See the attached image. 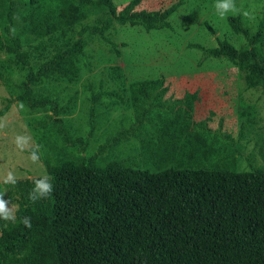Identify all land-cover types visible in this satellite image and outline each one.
<instances>
[{
  "label": "rangeland",
  "instance_id": "374dc122",
  "mask_svg": "<svg viewBox=\"0 0 264 264\" xmlns=\"http://www.w3.org/2000/svg\"><path fill=\"white\" fill-rule=\"evenodd\" d=\"M113 1L120 10L129 0ZM176 2L168 28L145 31L113 20L99 35L89 31L106 18L98 6L83 0H17L13 29L21 50L31 53L34 45H43L33 21L49 11L79 17L71 33L85 46L72 73L55 72L32 86L34 99L55 101V113L49 103L31 108L18 98L26 68L0 49V111L11 100L0 112V121L6 122L0 129V181L8 171L18 179L40 177L46 162L91 155L100 165L121 160L153 172L170 167L264 169V88H246L244 73L235 65L202 59L196 46H215L220 36L238 49L247 47L228 17L239 18L254 34L261 22L264 27V0H234L251 19L232 12L221 19L218 0H141L136 8L165 9ZM7 5L0 0V33L9 43ZM48 51L31 57L34 69ZM21 134L41 146L38 163L15 147L14 138Z\"/></svg>",
  "mask_w": 264,
  "mask_h": 264
},
{
  "label": "trees",
  "instance_id": "16d2710c",
  "mask_svg": "<svg viewBox=\"0 0 264 264\" xmlns=\"http://www.w3.org/2000/svg\"><path fill=\"white\" fill-rule=\"evenodd\" d=\"M6 1L4 31L9 43L0 33V49L26 68L18 98L31 108L49 103L55 113V101L34 99L32 86L55 72L74 71L85 46L80 36L75 39L71 33L79 17L52 11L38 15L33 28L43 45H34L30 53L21 50L10 31L19 4ZM140 1L129 0L118 10L113 0H83L106 12L103 24L89 31L103 35L113 20L145 31L168 28L170 15L180 4L137 9ZM228 24L243 34L248 46L238 49L227 38L216 36L215 46L196 45L201 58L225 59L244 73L246 88H264L263 22L254 34L237 17H228ZM47 50L49 56L34 69L31 57L43 56ZM10 103L8 99L1 114ZM45 168L53 178V193L34 204L28 193L39 177L17 179L15 186L0 181V191L7 189L3 199L18 206V220L30 216L32 224L29 229L0 220V264H264L262 168L170 167L153 172L121 160L100 165L96 155L46 162Z\"/></svg>",
  "mask_w": 264,
  "mask_h": 264
},
{
  "label": "clouds",
  "instance_id": "9594fccd",
  "mask_svg": "<svg viewBox=\"0 0 264 264\" xmlns=\"http://www.w3.org/2000/svg\"><path fill=\"white\" fill-rule=\"evenodd\" d=\"M215 9L221 19L225 18L226 14L229 12L240 14L245 18L251 19L252 16L249 11L242 10L238 8L234 2V0H218L215 4ZM13 34L15 33V29L10 30ZM23 107V105H21ZM6 127V122L0 121V129ZM15 147L20 151H28L29 152V159L32 163H38L40 160V145L34 144L32 137L30 135H17L14 138ZM17 176L13 171H8L4 176L2 183L3 185H11L15 186L17 184ZM52 177L48 174H44L33 181V187L28 193V200L31 203H36L41 199L49 198L53 193V183ZM7 191L5 188L4 190L0 191V220L5 221L7 223H21L24 225L25 228H31V217L30 216H23L20 217L19 220L16 216V212L18 211L17 205H11L10 201H6L3 199L4 193ZM7 223L4 227L7 226Z\"/></svg>",
  "mask_w": 264,
  "mask_h": 264
}]
</instances>
